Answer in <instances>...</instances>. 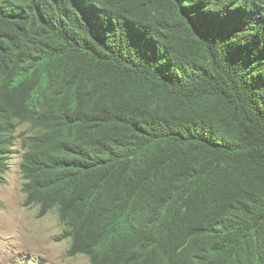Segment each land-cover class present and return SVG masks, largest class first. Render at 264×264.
<instances>
[{
    "label": "trees",
    "instance_id": "obj_1",
    "mask_svg": "<svg viewBox=\"0 0 264 264\" xmlns=\"http://www.w3.org/2000/svg\"><path fill=\"white\" fill-rule=\"evenodd\" d=\"M19 139L69 255L264 264V0H0V184Z\"/></svg>",
    "mask_w": 264,
    "mask_h": 264
},
{
    "label": "rangeland",
    "instance_id": "obj_2",
    "mask_svg": "<svg viewBox=\"0 0 264 264\" xmlns=\"http://www.w3.org/2000/svg\"><path fill=\"white\" fill-rule=\"evenodd\" d=\"M20 158L0 184V264H89L83 255H67L70 242L56 211L41 217L38 207L24 205Z\"/></svg>",
    "mask_w": 264,
    "mask_h": 264
},
{
    "label": "clouds",
    "instance_id": "obj_3",
    "mask_svg": "<svg viewBox=\"0 0 264 264\" xmlns=\"http://www.w3.org/2000/svg\"><path fill=\"white\" fill-rule=\"evenodd\" d=\"M26 128H27V125H23V126H22V129H23V130L26 129ZM14 149H15V150H14V153L12 154L11 161H10V166H9V169L7 170V172L11 169L13 158H15L16 154L21 153V158H20V171H21V173H22V177H23V185H22V190H23L24 183L26 182V179L24 178V174H23V172H22V167H21V166H22V161H23V154H24V152L27 150V148H25L24 146H22V144H20V139H19L18 144L15 146ZM7 172H6V173H7ZM4 176H5V175H4ZM3 178H4V177H3ZM23 193L25 194L24 205L27 206V207H28V206H35V207H38L39 216L43 217V216H45V215H47V214H49L50 212H53V211H56V212L58 213V215H59V220H60L61 225H62V227H63L62 238H63V239H67V240H69V242H70L71 240H70L69 238L64 237V224H63V222H62V220H61V217H60V213H59V211H58V208H53V209H51L50 211L46 212L45 214H41V212H40V206H37V205H27V204H25L26 193L24 192V190H23ZM69 247H70V245H69ZM69 247H68V250H69ZM68 250H67V255L70 256V257H76V256H79V255H83V256H85L86 258H88V257H87L86 255H84V254H78V255H75V256H71V255H69ZM88 260H89V258H88ZM41 264H42V263H41ZM89 264H90V260H89Z\"/></svg>",
    "mask_w": 264,
    "mask_h": 264
}]
</instances>
